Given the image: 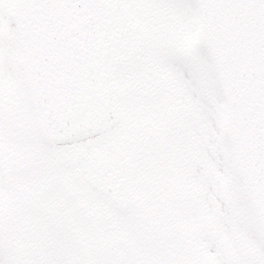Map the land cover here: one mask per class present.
Masks as SVG:
<instances>
[{"label": "snow or ice", "instance_id": "6c2138e0", "mask_svg": "<svg viewBox=\"0 0 264 264\" xmlns=\"http://www.w3.org/2000/svg\"><path fill=\"white\" fill-rule=\"evenodd\" d=\"M14 0H0V27L14 31L16 21L6 9ZM19 6L51 10L81 6L80 0H20ZM89 7H104L102 0H88ZM143 26L137 47H123L106 56L99 67L81 71L80 61L69 66L65 95L87 97L103 109L93 90L113 81L122 106L149 112L167 123L168 112L182 117L188 156L181 171L184 196L170 188L161 193L178 206L195 237V248L169 244L161 249L151 238L138 249L113 251L101 243L138 230L143 215L127 211L116 188L90 169L95 154L112 155L119 130L82 123L85 105L74 103L71 111L56 106L47 115L38 111L32 94L18 75L2 74L17 86L19 112L23 119L21 148L28 154L12 170L16 190L10 187L7 170L0 163V264H264V135L256 125L247 140L234 145L223 128L226 107L224 88L209 49L196 46L201 27L212 17L215 27L230 21L233 35L261 32L264 0H122ZM254 18V23L249 18ZM264 45L257 42L258 57ZM86 63V61H85ZM246 76L260 79L259 72ZM51 101H49L50 103ZM4 118L0 110V133ZM56 139H52V137ZM3 137H0V143ZM152 154L159 151L155 140L147 142ZM73 157V167L62 161ZM145 159L141 152L137 167ZM49 189V191H45ZM135 191L141 200L153 195L150 177L138 178ZM81 202L87 209L81 208ZM14 203V207H9ZM99 212L111 231L98 232ZM153 225V231H157Z\"/></svg>", "mask_w": 264, "mask_h": 264}, {"label": "water", "instance_id": "95a60500", "mask_svg": "<svg viewBox=\"0 0 264 264\" xmlns=\"http://www.w3.org/2000/svg\"><path fill=\"white\" fill-rule=\"evenodd\" d=\"M104 7H89L88 0H80L81 6L51 10L26 8L14 0L11 17L18 23L25 69V81L38 111L51 115L56 106L71 111L74 103L85 105L87 114L84 124L103 126L109 130L117 122V89L113 82L102 84L93 90L103 109L110 113L104 121L101 111L87 97L65 95L62 87L69 78V66L77 60L81 71L99 67L109 55L117 54L123 47H137L144 29L130 17V11L119 7V0H102ZM254 23V18H249ZM216 20L209 17L201 27L202 42L212 53L228 102V133L234 145L247 140L261 125L264 135V117H252L246 122L240 106L254 93H264V47L259 56L254 54L257 42L264 45V24L261 34L233 35L230 21L224 19L222 27H215ZM86 61V63H85ZM249 71L259 72L260 79L246 76ZM256 80L248 84V81ZM49 101H51L49 103ZM56 139V137H52ZM90 169L98 178L106 179L117 190L125 209L131 206L128 165L123 152L114 148L111 156L91 157Z\"/></svg>", "mask_w": 264, "mask_h": 264}, {"label": "rangeland", "instance_id": "374dc122", "mask_svg": "<svg viewBox=\"0 0 264 264\" xmlns=\"http://www.w3.org/2000/svg\"><path fill=\"white\" fill-rule=\"evenodd\" d=\"M8 10L9 8L6 9L7 13ZM14 32L15 30L10 31L7 28L0 27V110H2L4 118V124L2 126L3 132L0 133V137H3V142L0 143V163H2L7 170L6 174L8 175L10 187L16 190L18 186L15 183V177L12 174V170L16 167L21 166L23 161L27 158L28 154L21 148V144L24 140V137L21 135L23 119L19 112L17 86L14 81L4 77L2 74L5 70L10 68L24 83V73L20 69L18 64V60L22 52L18 37L14 38ZM196 46H201V44L199 43V37L196 41ZM120 108L121 112H123L125 107L120 104ZM136 114L140 118L137 119ZM128 117L132 125L131 129H134V120L136 119H141L143 123H146L152 128H157V130H159L160 126L164 124L163 122H159L158 120H156L149 112H146L145 110L140 108H134L130 110V114ZM176 122L178 124H176ZM169 123L172 128L159 135V137L162 138V142L158 141L159 151L157 153L152 154L147 145V138L145 141L146 143H143L141 145L133 143L131 145V152L133 153V171L138 174H143V167H146V165L148 166L151 164H155L158 167L161 179L166 181L164 182V185L161 184V187L157 186V189H159L158 191L153 189V194L156 195L158 193L157 196L159 198L163 197L161 193L165 188H169V183L172 187H176L177 190L179 189L180 192L184 194V186L181 181V171L182 166H184L185 160L188 156V152L186 150V135L184 124L182 121V117L172 111L168 112V120L164 126ZM148 137L156 138V136ZM126 138L128 140L127 136ZM142 151L145 154V159L143 161L142 167H137V164L140 162V152ZM163 153H165V157H163ZM166 157L170 162L169 167L167 165ZM172 162H175L173 169H171ZM75 163L76 160L73 157H68L62 161V165L64 167H73ZM45 191L47 192L49 191V189H45ZM150 200L151 198L149 197L147 199V202H149ZM173 203L170 205L167 203L166 207L173 210V213H171V215L176 216V219H174V217L173 219L170 217V219L167 220L168 215L165 217V220H163V218H153V221H148L147 223H145L144 227L140 220V229L138 228L137 233L131 239L127 234H120L118 236H114L110 241L101 240V243L107 244V247L105 248L111 249L113 251L119 249L122 246L129 247L134 250L138 249L141 246L142 242L149 238L153 239L156 245L162 250L167 249L169 244H178L179 247H188L190 244L189 241L184 237L185 226L183 221L185 222V220L183 219L182 210L178 206H173ZM9 207H14V203H10ZM81 208L86 210L87 205L81 202ZM132 214L135 215V213ZM137 221L138 219L136 220V223ZM95 224L98 232L103 233L104 231H108V229H110L106 220L99 212L95 214ZM153 225L157 227V231H153ZM181 242L185 243L179 244ZM135 255L137 258H141L142 264H147V262H144L142 260V254L138 250L135 252ZM122 257L123 256H121L120 258Z\"/></svg>", "mask_w": 264, "mask_h": 264}, {"label": "trees", "instance_id": "16d2710c", "mask_svg": "<svg viewBox=\"0 0 264 264\" xmlns=\"http://www.w3.org/2000/svg\"><path fill=\"white\" fill-rule=\"evenodd\" d=\"M140 204H141V202H140Z\"/></svg>", "mask_w": 264, "mask_h": 264}]
</instances>
